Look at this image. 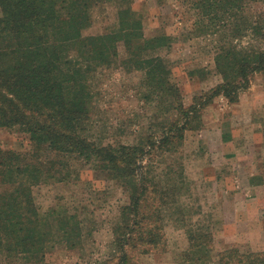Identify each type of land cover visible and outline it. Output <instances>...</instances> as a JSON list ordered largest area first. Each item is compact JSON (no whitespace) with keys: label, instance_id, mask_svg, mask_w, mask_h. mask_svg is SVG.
Here are the masks:
<instances>
[{"label":"trees","instance_id":"obj_1","mask_svg":"<svg viewBox=\"0 0 264 264\" xmlns=\"http://www.w3.org/2000/svg\"><path fill=\"white\" fill-rule=\"evenodd\" d=\"M102 1L119 5L118 27L84 36L90 10ZM188 5L193 35L216 39L220 83L185 106L169 63L147 55L170 46L171 38L145 39L133 0H0V127L26 134L30 143L24 152L0 147V264H48L57 245L83 248V220L68 207L41 212L32 195L33 187L50 180H79L83 169L114 182L126 196L112 225V253L102 264H135L137 253L163 247L166 217L185 228L188 239L178 264H264V250H216L213 224L193 222L180 205L189 190L183 165L169 159L186 132L200 129L203 105L219 94L236 101L251 78L264 73V8L252 13L264 0ZM117 65L139 73L141 98L154 109L153 121L133 144L103 143L91 134L95 74Z\"/></svg>","mask_w":264,"mask_h":264},{"label":"rangeland","instance_id":"obj_2","mask_svg":"<svg viewBox=\"0 0 264 264\" xmlns=\"http://www.w3.org/2000/svg\"><path fill=\"white\" fill-rule=\"evenodd\" d=\"M190 1L133 0L145 39L163 34L171 38L170 46L167 43L153 48L147 55H160L169 63L172 80L177 83L185 106L220 83L213 61L216 39L193 35ZM260 8L264 7L254 6L252 13ZM118 9L114 1L93 6L91 25L83 35L97 36L116 30ZM245 42L255 44L249 39L241 43ZM117 48L122 59L125 46L120 42ZM140 79L139 73L128 74L120 65L97 71L92 83L96 92L91 117L94 140L133 144L144 135L153 121L154 109L141 98ZM200 124L199 130L186 132L182 146L169 158L183 165L189 190L181 196L180 205L190 210L193 222L213 224L216 250L238 246L262 251L264 73L255 74L236 101L229 102L219 94L203 105ZM0 147L24 152L30 149V143L26 134L0 127ZM80 174L79 180L69 184L50 180L33 187L32 195L41 212L51 207H68L84 222L83 248L69 250L57 245L46 257L48 264H102L112 253V225L126 196L114 182L96 179L89 170L83 169ZM164 234L165 245L145 255L137 253L135 264L179 263L181 253L188 247L185 228L166 217Z\"/></svg>","mask_w":264,"mask_h":264}]
</instances>
